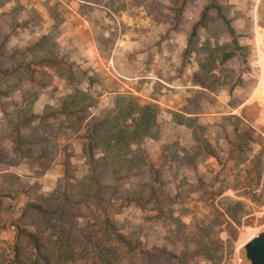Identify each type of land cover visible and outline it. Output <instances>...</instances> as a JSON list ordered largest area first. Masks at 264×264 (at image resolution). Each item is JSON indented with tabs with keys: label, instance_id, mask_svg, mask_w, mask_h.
Here are the masks:
<instances>
[{
	"label": "rangeland",
	"instance_id": "1",
	"mask_svg": "<svg viewBox=\"0 0 264 264\" xmlns=\"http://www.w3.org/2000/svg\"><path fill=\"white\" fill-rule=\"evenodd\" d=\"M76 93L82 124L30 116ZM21 114L22 135L49 136L18 163L6 137ZM103 119L139 123L132 141L160 165V209L126 200L143 167L98 182L114 187L105 213L139 244L135 264H241L264 231V0H0V264L25 203L87 181L81 129ZM80 211L65 221L84 226Z\"/></svg>",
	"mask_w": 264,
	"mask_h": 264
},
{
	"label": "trees",
	"instance_id": "2",
	"mask_svg": "<svg viewBox=\"0 0 264 264\" xmlns=\"http://www.w3.org/2000/svg\"><path fill=\"white\" fill-rule=\"evenodd\" d=\"M218 14L235 44L229 20L221 12ZM56 60L44 58L41 61L55 63ZM30 63L31 61H27L25 65ZM80 103H83V99L77 93L68 95L50 111L40 115L30 113V116L38 117L41 121L65 116L74 120L76 124L77 122L82 124V117L75 114ZM70 104L71 109L68 106ZM84 108L85 105L82 104L78 111ZM133 112L134 109L131 114L129 113L132 119ZM19 118L11 120L6 138L13 152L21 156L17 158L18 163L23 156H28L30 160H38L45 156L44 152L32 153V145H40L46 141L49 134L22 135L20 126L26 121L25 114H21ZM129 128L130 130L117 124L106 125L103 119L97 124L92 123L81 129L84 132L82 136L86 138L83 152L88 164L87 181H84L77 190L64 188L56 193L58 195L51 203L37 201L25 203L20 210L30 217V221L28 223L13 221L17 236L9 247L3 264H135L133 256L137 253L135 250L139 244L133 243L120 232L116 228L115 220L105 213L106 205L112 202L110 194L104 195L105 185L113 191L114 187L111 183L110 185L98 183L106 179L119 181L129 178L133 176L137 167H143V173H147L149 177L144 175L146 179L142 186L127 194L126 200L141 208L151 203L159 209L163 207L162 201L157 200V191L161 183L160 165L156 166V162L150 160L145 151H141L140 145L132 141L141 133L139 123H131ZM133 194L138 200L130 197ZM9 197L12 195L8 191L0 190V199ZM80 209L91 215L84 222V226H74L65 221L64 218L71 214L76 217L75 212L79 214Z\"/></svg>",
	"mask_w": 264,
	"mask_h": 264
},
{
	"label": "water",
	"instance_id": "3",
	"mask_svg": "<svg viewBox=\"0 0 264 264\" xmlns=\"http://www.w3.org/2000/svg\"><path fill=\"white\" fill-rule=\"evenodd\" d=\"M238 256L241 264H264V231L242 245Z\"/></svg>",
	"mask_w": 264,
	"mask_h": 264
}]
</instances>
